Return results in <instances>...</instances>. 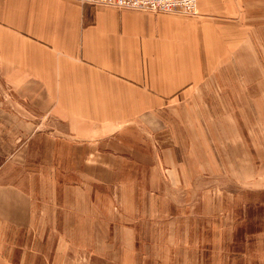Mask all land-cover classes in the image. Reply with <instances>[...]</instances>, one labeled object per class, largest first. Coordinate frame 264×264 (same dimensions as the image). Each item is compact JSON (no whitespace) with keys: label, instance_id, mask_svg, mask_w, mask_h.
I'll list each match as a JSON object with an SVG mask.
<instances>
[{"label":"crops","instance_id":"obj_1","mask_svg":"<svg viewBox=\"0 0 264 264\" xmlns=\"http://www.w3.org/2000/svg\"><path fill=\"white\" fill-rule=\"evenodd\" d=\"M257 10L264 0H197L191 17L0 0V88L15 109L2 112L9 130L24 122L18 152L41 170L25 184L0 183V264L57 263L65 232L82 230V202L113 196L111 186L158 196L178 173L191 190L208 185L207 146L194 125L178 128L179 110L203 119L197 94L224 68L227 46L235 56L255 39ZM50 233L60 236L50 242Z\"/></svg>","mask_w":264,"mask_h":264},{"label":"rangeland","instance_id":"obj_2","mask_svg":"<svg viewBox=\"0 0 264 264\" xmlns=\"http://www.w3.org/2000/svg\"><path fill=\"white\" fill-rule=\"evenodd\" d=\"M252 30L255 39L241 40L239 55L227 46L224 68L198 92L203 119L185 121L179 110L178 128L194 125L207 146L208 185L191 190L178 173V183L164 184L158 196L148 187L106 188L113 196L82 202L81 232H65L64 257L49 264H264V10H257ZM10 98L0 88V183L6 188L41 171L18 152L28 132L22 120L9 130L2 110H15L5 104ZM57 235L50 233V242Z\"/></svg>","mask_w":264,"mask_h":264},{"label":"built area","instance_id":"obj_3","mask_svg":"<svg viewBox=\"0 0 264 264\" xmlns=\"http://www.w3.org/2000/svg\"><path fill=\"white\" fill-rule=\"evenodd\" d=\"M82 4L105 6L125 10H137L154 14L196 15L197 0H78Z\"/></svg>","mask_w":264,"mask_h":264}]
</instances>
